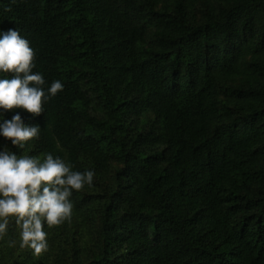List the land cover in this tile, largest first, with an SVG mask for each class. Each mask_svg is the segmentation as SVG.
<instances>
[{
	"label": "trees",
	"instance_id": "obj_1",
	"mask_svg": "<svg viewBox=\"0 0 264 264\" xmlns=\"http://www.w3.org/2000/svg\"><path fill=\"white\" fill-rule=\"evenodd\" d=\"M8 29L64 90L0 109L41 128L0 150L95 177L39 257L10 218L0 264H264V0H0Z\"/></svg>",
	"mask_w": 264,
	"mask_h": 264
},
{
	"label": "clouds",
	"instance_id": "obj_2",
	"mask_svg": "<svg viewBox=\"0 0 264 264\" xmlns=\"http://www.w3.org/2000/svg\"><path fill=\"white\" fill-rule=\"evenodd\" d=\"M36 50L18 29L0 32V109H24L33 117L45 112L44 105L64 90L60 80L47 81L36 68ZM40 126L26 124L19 112L0 124V135L15 146L40 137ZM94 170L75 171L60 156L48 153L43 160L34 155H17L7 146L0 150V239L6 234L10 218L20 229V247L30 248L39 257L49 250L47 227L71 222L73 191L94 182ZM15 246V241L10 242Z\"/></svg>",
	"mask_w": 264,
	"mask_h": 264
}]
</instances>
